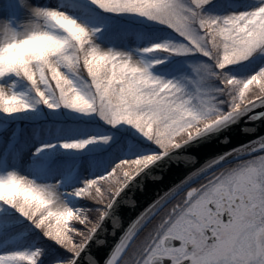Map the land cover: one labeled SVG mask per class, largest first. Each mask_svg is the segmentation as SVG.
Here are the masks:
<instances>
[{"label":"snow or ice","instance_id":"obj_1","mask_svg":"<svg viewBox=\"0 0 264 264\" xmlns=\"http://www.w3.org/2000/svg\"><path fill=\"white\" fill-rule=\"evenodd\" d=\"M238 8L0 0V114L43 105L109 126L36 146L18 122L0 124V264H42L43 242L60 250L49 264H264V136L200 152L230 144L233 126L252 134L244 125L264 121V0ZM123 17L161 25L172 39L145 44L149 34ZM236 65L247 72L235 75ZM110 142L119 154L90 160L100 169L90 177L56 160Z\"/></svg>","mask_w":264,"mask_h":264},{"label":"rangeland","instance_id":"obj_2","mask_svg":"<svg viewBox=\"0 0 264 264\" xmlns=\"http://www.w3.org/2000/svg\"><path fill=\"white\" fill-rule=\"evenodd\" d=\"M40 4L43 6H49V7H55L59 6L61 4H69L71 0H39ZM213 4H216L218 0H212ZM254 2V0H231V3L234 5H239V8L237 10H247V8ZM222 10H215V14H221ZM121 23L124 25L131 26L136 29L143 30L149 34V36L152 38L150 41H146L147 43H156V42H164L171 40L172 37L169 35L168 30L164 28L161 25L154 24L152 22L146 21L142 18H131V17H123L121 18ZM107 46V45H102ZM145 46V45H142ZM184 58L182 57H170V61L172 62H180ZM258 60H253L252 63H258ZM249 62H245L247 65ZM235 71L234 74L237 76H243L247 72V67L242 68L240 65L232 66ZM22 87V86H21ZM19 90V89H18ZM39 115V118L33 119V117H37ZM24 117H29L28 119H25ZM16 121L20 124L21 128L29 133V129H32L33 131L36 129L35 125L39 126H45V128L48 125H51L55 122H81V123H89L95 126H100L101 129H90L86 131L85 134L81 135L80 137L73 138V137H65L61 135L54 134L52 132H41L40 134H29V143L31 145L38 146L40 143L45 142H57V141H72V140H78V139H87L90 137H99L105 134H108L109 126L105 125L103 121H101L99 118H96L94 116H85L82 114H76L72 113L68 110L60 109L56 111H50L47 108H45L43 105H37L34 109L30 110L27 113H20V114H13L11 117H5L3 114H0V124L6 121ZM12 127L11 124H9V132H11ZM34 151V148L32 149ZM98 154V155H97ZM119 153H116L114 150V147L112 143L108 146L102 145V144H95V145H89L84 150H62L60 154L57 156H65L68 155L69 158H75L72 163L69 162L73 168L77 170V175L80 177H90L91 175L97 174L100 169L93 170L89 166V161L92 159L100 160V155H103L101 159L105 162H110L113 155H118ZM97 155V157H96ZM56 156V157H57ZM88 156V158H85ZM31 157V153H27L25 156V160L28 161ZM82 157V158H81ZM96 157V158H95ZM82 171H78V168H82ZM75 206L79 207L81 206L78 201H75ZM48 243V242H47ZM52 245L51 243H49ZM14 246L9 245V248H13ZM49 249V248H48ZM45 251V253H48ZM55 246L52 245V248L49 250H54ZM4 251L3 247H0V252ZM55 251L59 252L60 250L55 249ZM44 253V254H45ZM48 258L46 260H42V264H49V262L53 259Z\"/></svg>","mask_w":264,"mask_h":264},{"label":"trees","instance_id":"obj_3","mask_svg":"<svg viewBox=\"0 0 264 264\" xmlns=\"http://www.w3.org/2000/svg\"><path fill=\"white\" fill-rule=\"evenodd\" d=\"M57 125L60 126L59 129H57ZM51 127H49V125L45 128V126H39V128L35 129L33 131V128L32 129H29V134L32 133V135L34 134H40L41 132H47V133H54V134H57V135H61V136H65V137H73V138H77V137H80L81 135L85 134L86 131L90 130V129H94V128H97V129H101L100 126H95V125H92V124H89V123H81V122H55L53 124L50 125ZM101 130H104V129H101ZM98 155V154H97ZM96 155V157H97ZM103 155H100V160L101 157ZM95 157V158H96ZM82 158V157H81ZM85 158H88V156H86ZM75 158H69L68 155H65V156H57L56 157V160L58 161H68V162H71L74 160ZM91 160H93L91 158ZM83 167L82 168H78V171H82ZM80 203L81 206H86L84 204H81L80 201H78ZM38 246H40V242H38ZM42 246L44 247L45 251H47V249H51L52 248V245H50L49 243L47 242H43ZM48 249V253H45L44 256L41 258L43 261L48 259V258H52L54 257V250H49Z\"/></svg>","mask_w":264,"mask_h":264},{"label":"water","instance_id":"obj_4","mask_svg":"<svg viewBox=\"0 0 264 264\" xmlns=\"http://www.w3.org/2000/svg\"><path fill=\"white\" fill-rule=\"evenodd\" d=\"M256 128L255 133L242 134L239 127L233 126L229 132L231 143L228 145H218L216 142L207 144L204 148L200 149L202 155L211 156L215 153L228 151L232 147H239L242 144H247L250 140L255 139L257 136H264V121H256L254 124L244 125Z\"/></svg>","mask_w":264,"mask_h":264},{"label":"clouds","instance_id":"obj_5","mask_svg":"<svg viewBox=\"0 0 264 264\" xmlns=\"http://www.w3.org/2000/svg\"><path fill=\"white\" fill-rule=\"evenodd\" d=\"M57 22H58V23H63V21L60 20V19H57ZM31 43H32L34 46H36L38 42H31Z\"/></svg>","mask_w":264,"mask_h":264}]
</instances>
